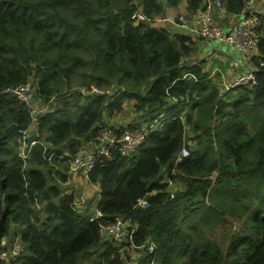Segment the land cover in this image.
Returning a JSON list of instances; mask_svg holds the SVG:
<instances>
[{
  "label": "trees",
  "instance_id": "16d2710c",
  "mask_svg": "<svg viewBox=\"0 0 264 264\" xmlns=\"http://www.w3.org/2000/svg\"><path fill=\"white\" fill-rule=\"evenodd\" d=\"M184 1L190 17L201 9ZM219 1L231 17L247 0ZM163 12L162 0H0V251L18 238L19 264H125L100 234L116 217L137 225L136 246L155 244L157 264H264V16L256 86L219 93L205 62L188 60L194 38L156 22ZM26 82L50 105L23 161L30 116L3 89ZM125 100L136 120L111 126ZM160 115L137 158L112 154L78 174L97 196L91 216L81 211L68 157L94 147L100 127ZM139 252L135 264H149Z\"/></svg>",
  "mask_w": 264,
  "mask_h": 264
},
{
  "label": "built area",
  "instance_id": "2783aa9c",
  "mask_svg": "<svg viewBox=\"0 0 264 264\" xmlns=\"http://www.w3.org/2000/svg\"><path fill=\"white\" fill-rule=\"evenodd\" d=\"M252 4L253 0H247L243 12L239 15L231 16L238 19V22L232 23L229 29L223 26L228 16L225 14V7L219 0H202L201 9L196 14L192 15L190 19L179 16L177 23L192 36L209 42H224L230 50L244 54L251 60L257 56V44L259 41L257 28L260 25V19L264 16V4L255 9L250 8ZM214 19H218L219 25L214 23ZM167 22L173 23V21ZM254 70L255 68L252 67L248 72L239 73L228 81H222L218 85L219 93H224L237 87L253 88L256 86ZM209 77L212 79L214 73H209ZM34 92V86L31 82L3 89V93L13 96L24 106L30 116L28 128L19 131L22 146H19L18 155L23 161L30 149L37 143V140L31 139V137L36 133L40 117L48 111V104L46 105L41 100L36 99ZM91 93H101V91L92 88ZM158 119L153 121L155 122ZM157 124L153 123L147 126L143 124L140 127L127 128L125 130L100 127L94 147L68 157L69 175L82 174L86 176L97 160L102 158L110 160L112 154L124 157L133 154L143 144L146 135L156 129ZM187 154V150L183 149L181 156H187ZM66 155L68 156V154H63V157H66ZM50 156H55V154L51 153ZM48 160H50V157H48ZM137 203L138 206L136 207H147L144 199L138 200ZM99 228L103 241L119 246L120 254L124 250H146V260L150 258L149 264H157L156 246L152 242H146L140 246L134 244L133 238L137 225H133L131 221L116 217L113 222H106L100 225ZM3 250L0 251V260L1 256L6 255V252L8 256L19 253L20 257L19 239L16 238L12 245ZM19 257L15 258L13 264L18 262Z\"/></svg>",
  "mask_w": 264,
  "mask_h": 264
},
{
  "label": "crops",
  "instance_id": "0c3cea01",
  "mask_svg": "<svg viewBox=\"0 0 264 264\" xmlns=\"http://www.w3.org/2000/svg\"><path fill=\"white\" fill-rule=\"evenodd\" d=\"M162 2L164 4L163 17L161 16L162 18L174 19L177 16H184L185 18L190 19V15L186 11V3L184 0H182L177 6L168 5L167 0H162ZM263 4H264L263 0H253V4L250 6V8L255 9ZM163 20L165 19L160 18V20H157L156 22L160 24L163 23L164 24L163 26L165 28H168V30L171 33L182 32L192 36V34L188 33L179 25ZM236 22H238V19H235L233 17H228L227 20L223 23V26L226 29H229L230 25ZM192 37L194 38V42H196L195 43L196 49L188 60L190 62H194V60L196 59L203 60L205 62L204 66H202L204 71H207L209 73L213 72L214 77H218V80H216L213 77V80L218 85H220L218 82L228 81L239 73L248 72L251 70L250 60L244 54L235 53L234 51L230 50L229 47H227L224 42H215V41L209 42V41L200 40L199 38L194 36ZM128 103L132 105L129 106ZM131 106H132L131 110H133V103L131 100H129V102L123 104V111L130 110ZM132 115L134 116L135 114L133 113ZM109 117H110L109 120L106 121L111 126L114 124L121 126L119 125L121 123L115 121L112 116ZM144 123L145 122H142L141 125Z\"/></svg>",
  "mask_w": 264,
  "mask_h": 264
},
{
  "label": "rangeland",
  "instance_id": "374dc122",
  "mask_svg": "<svg viewBox=\"0 0 264 264\" xmlns=\"http://www.w3.org/2000/svg\"><path fill=\"white\" fill-rule=\"evenodd\" d=\"M214 23L219 25L218 19H214ZM225 45L228 47L227 44H225ZM235 53H238V52H235ZM214 78L216 80H218V77H214ZM81 102H83V101H81ZM127 102H129V100H125L124 101V103H127ZM128 104H129V106L132 105L130 103H128ZM48 105H50V103ZM131 108H132V106L130 107V110L113 114L112 117L114 118L115 121H118L119 123H121L119 125L125 127V126H127L128 123H130V122H132L133 120L136 119L135 115L134 116L132 115L133 113L135 114V112H134V110H131ZM156 116L157 115H154L153 117H156ZM109 118H110L109 116H105L106 120H109ZM161 119H158L155 122L153 120H150L148 122H145L144 125L147 126V125H150V124H153V123H158L156 126L160 127L161 126ZM189 145H193V144L191 142H189ZM18 150H19V148H18ZM140 153H141V149L139 147L131 155V157L137 158L140 155ZM70 176H71V180H72V184H73L72 187H71V191L75 192L76 194H80L79 195V199L81 200V203H82L80 210L83 211L85 208H87V214L91 216L94 213L95 204L97 203L96 202L97 200L95 199V198H97V196L94 195L93 187L90 186L87 183V181H85L86 180L85 177H79L78 174L70 175ZM68 184L69 183H66V184H64L62 186H66ZM170 187L172 188L171 191L173 192L174 191V187L176 188L177 185L176 184L174 185L173 183H171ZM180 189L181 188H179L178 190H180ZM93 200L96 202L95 204H94ZM83 206H84V208H83ZM96 216H97V214H96ZM121 253H122L121 254L122 258H120V260L122 261V263L125 262V264H135V263L140 261L139 257L141 255V253L139 252V250H134V251L124 250ZM22 254H23V251L20 252V255H22ZM17 257H19V253H14V254H11L10 256H8L7 252H6L5 256H1L0 264H13L15 258H17ZM16 264H19V260H18V262Z\"/></svg>",
  "mask_w": 264,
  "mask_h": 264
},
{
  "label": "clouds",
  "instance_id": "9594fccd",
  "mask_svg": "<svg viewBox=\"0 0 264 264\" xmlns=\"http://www.w3.org/2000/svg\"><path fill=\"white\" fill-rule=\"evenodd\" d=\"M159 119H161L162 118V115H160L159 117H158ZM140 127V126H139ZM141 147V146H140ZM150 242H152V241H150ZM153 243V242H152ZM154 244V243H153ZM155 245V244H154ZM156 254H157V251H156ZM158 256L156 255V258H157Z\"/></svg>",
  "mask_w": 264,
  "mask_h": 264
}]
</instances>
